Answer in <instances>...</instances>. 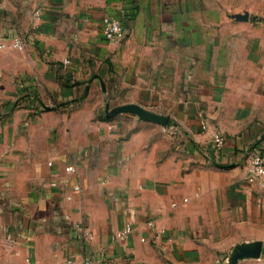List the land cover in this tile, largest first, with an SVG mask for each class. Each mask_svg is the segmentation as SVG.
<instances>
[{
	"label": "crops",
	"instance_id": "crops-1",
	"mask_svg": "<svg viewBox=\"0 0 264 264\" xmlns=\"http://www.w3.org/2000/svg\"><path fill=\"white\" fill-rule=\"evenodd\" d=\"M1 44L0 264L264 262V0H0Z\"/></svg>",
	"mask_w": 264,
	"mask_h": 264
},
{
	"label": "built area",
	"instance_id": "built-area-1",
	"mask_svg": "<svg viewBox=\"0 0 264 264\" xmlns=\"http://www.w3.org/2000/svg\"><path fill=\"white\" fill-rule=\"evenodd\" d=\"M102 34L104 39L107 41H121L126 36V29L123 27L121 23L118 21L106 17L103 19V30ZM13 46L15 48L21 49L22 44L18 39L13 41ZM1 48H5V44L0 45ZM65 64L69 63L68 59L63 61ZM172 129L175 128L173 123L169 124ZM202 128H205V124L202 123ZM226 138L223 133L219 131H214L211 136V150L220 153ZM246 154V162L244 165V178L248 183L254 182H264V148L260 146L258 143H253L246 147L243 151ZM219 166H222V163L217 162ZM69 171H72V167H68ZM77 190L78 187H75ZM132 232V227L130 224H126L121 229L115 231L113 237L118 240H124L130 233ZM80 236L82 237L85 243H89L92 239V232L84 227H80ZM156 238V237H155ZM154 238V240H155ZM140 240L145 241L144 237H141ZM65 264H92V260L90 258H81V259H68ZM220 264H229L223 261Z\"/></svg>",
	"mask_w": 264,
	"mask_h": 264
},
{
	"label": "rangeland",
	"instance_id": "rangeland-1",
	"mask_svg": "<svg viewBox=\"0 0 264 264\" xmlns=\"http://www.w3.org/2000/svg\"><path fill=\"white\" fill-rule=\"evenodd\" d=\"M261 264H264V262H262Z\"/></svg>",
	"mask_w": 264,
	"mask_h": 264
}]
</instances>
